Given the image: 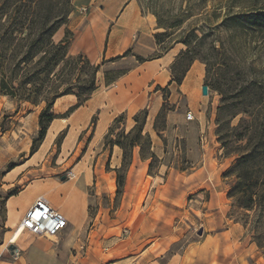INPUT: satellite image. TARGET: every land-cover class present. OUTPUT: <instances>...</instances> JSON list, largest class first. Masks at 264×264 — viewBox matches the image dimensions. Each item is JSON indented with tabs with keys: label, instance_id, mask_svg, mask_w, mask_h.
I'll use <instances>...</instances> for the list:
<instances>
[{
	"label": "rangeland",
	"instance_id": "rangeland-1",
	"mask_svg": "<svg viewBox=\"0 0 264 264\" xmlns=\"http://www.w3.org/2000/svg\"><path fill=\"white\" fill-rule=\"evenodd\" d=\"M105 1L73 0L74 10L69 21L56 35L60 40L67 29L73 32L69 46L71 55L83 53L96 64L106 60L105 54L97 57L93 48L88 52L87 46L79 39L87 29L92 32L93 40L101 37L103 27L93 19L97 14H105ZM137 1L142 13L155 20L154 37L158 45L153 53L140 56L151 60L176 45L181 48L179 54L192 49L196 55L193 64L200 65L203 74L188 88L184 85L182 89H159V101L163 100V104L165 96L168 101L166 119L158 118L156 121L155 118L159 128L156 131L163 142V145H160L161 152L156 154L153 151L150 134V138H142L140 153L143 158L149 159L150 163L147 175L145 165L136 167L134 171L146 176V179L138 178L132 181L131 187L127 186L126 178L130 167L123 166L120 170L123 185L119 191L116 187L113 192L108 191L111 186L106 187L101 183L97 185L96 180L92 179L95 165L90 147L97 145L94 135L96 115L87 120L82 119L80 123L72 119L67 126L56 131L48 143V131L53 127L51 125L44 142L54 146L44 159L46 166L42 168L43 165H40L16 176L15 174L25 167L24 163L31 154L34 139L39 137V114L43 104L31 106L22 103L20 107L15 100L0 95V254L7 255L5 257L8 260L28 256L31 243L42 242L44 244L41 248L31 250L38 261L49 258L51 264H136L133 257L135 255H127L130 243L124 240L126 232L123 226L131 224L143 205L157 215L152 218V223L147 220V235H153L157 228L164 234L172 230L178 238L164 256L162 264L171 263L173 258L172 264H206L208 252L197 254L194 248L198 241L221 226H233L235 221L244 226L241 220L245 219L246 211L228 195L236 182V177L228 171L237 162L240 153L246 149L249 131L253 133L256 129L255 134L264 131V31L233 25L226 19L240 11L264 9V0ZM77 45L79 52L74 51ZM100 51L103 52L102 48ZM118 56H115V60L108 58L102 64L97 83L99 77L105 82L106 75L112 77L117 72L128 70L134 63L132 57L124 60V56ZM186 61L187 59H184L181 66ZM204 85L208 86L207 94L203 93ZM220 87L223 88V94ZM154 105L148 109L151 119ZM71 106L64 110L58 102L57 105L54 104V111L70 116L68 110ZM161 107L162 105L157 107V113ZM189 110L193 111L195 118L184 122L183 118L186 119ZM142 112L143 110L139 113L141 121ZM169 115L173 121L171 124L167 122ZM125 118L124 114V119L122 117L114 124L115 138L123 130ZM249 123L254 124L252 129L248 126ZM239 133H246L247 136L238 139ZM131 137L132 135L119 139L128 144ZM62 145L71 147L63 151ZM128 151L125 163L133 159L129 148ZM68 152L76 153L69 162ZM151 152L155 153L152 157ZM83 156L86 157V162L78 165ZM205 156L207 168L198 172L197 168ZM71 162L74 164L71 165ZM170 172L174 175L185 173H181L182 179L177 182L170 181L165 186L166 175ZM148 174L162 176L160 183H156L154 188L153 179ZM45 175H54L59 182L67 180L66 185L77 182L86 203L81 229L75 230L74 224L69 223L55 240L34 235L29 231L14 235L13 231L18 225L7 228L9 198L18 195L30 180L43 178ZM130 189L142 191L132 215L123 209L124 206H129V199H123L125 191ZM253 215L250 211L248 227L240 226L246 238L245 243L252 241L257 245L244 264H264V246H259L255 241ZM130 216L132 217L129 220ZM97 227H101L98 232L95 229ZM8 230L11 232L7 233ZM11 244H15L16 249L10 250ZM157 247L159 244H155L152 251ZM248 251L247 249L244 253Z\"/></svg>",
	"mask_w": 264,
	"mask_h": 264
},
{
	"label": "crops",
	"instance_id": "crops-1",
	"mask_svg": "<svg viewBox=\"0 0 264 264\" xmlns=\"http://www.w3.org/2000/svg\"><path fill=\"white\" fill-rule=\"evenodd\" d=\"M104 4L106 6L105 14H97L95 19H93L94 22H98L101 24V27H103L101 37L93 40L91 36L92 32L87 29V32L85 31V34L80 35L79 39L87 46L88 52L93 48L97 57L105 54L104 56L106 59L122 55L126 50L131 49L129 55L122 58L125 60L132 57L134 58V63L112 84L107 85L104 80H100L99 77L98 87L94 90L91 97L74 110L70 116L64 117L65 119H62L63 117L56 118L51 125H54V123L60 124L57 129L58 132L63 127L67 126L68 123L72 122V119L80 123L82 119L86 118L87 120L92 115H96L97 124L94 135L97 145H91L90 147L93 155L91 158L95 165L92 170V179L96 180L97 185L101 183L106 187L111 186V189L108 191L113 192L117 187V172L115 168L120 167L123 162V148L117 144L113 146H111V144L106 145L105 142L114 120L118 116L125 114L126 118L123 126L128 132L136 124L135 115L145 108H151L152 104H155L152 119L150 113L147 116L144 132L151 135L153 151L156 154H160V150L162 149L160 145H163V142L154 128V122L156 114H158L156 111L157 107L162 105L163 100L159 101L160 91L157 87L168 86V88L172 90V88L182 89V86L185 85V87L188 88L203 74V69L200 65L194 63L187 71L181 85L175 82L170 83L172 79L171 65L181 48L176 45L159 57L152 58L151 60L139 61L136 55L145 56L151 54L158 47L154 37L155 20L150 15L142 13L137 0H106ZM105 29L106 32H104ZM88 46L90 48H88ZM77 47L78 45L74 49L75 52H79ZM101 48L103 52L100 51ZM76 100V95L67 94L59 97L55 105L59 102L61 109L66 110L69 106L75 104V102H77ZM61 120L66 122L63 123ZM183 120L187 122L188 119L183 118ZM167 122L168 124L173 123L171 115L168 116ZM44 144L45 142L43 141L38 149L30 154L24 163L25 167L18 171V173L15 174L16 176L23 175L26 170H34L37 166L43 165L42 168L46 166L44 159L50 153L54 145L46 146ZM70 147L71 145H62L63 151L65 148L69 150ZM140 151V145L135 146L133 149V159L131 160L126 178L127 186L129 187H131L132 181H136L138 178L140 179L143 177V180L146 179V176L144 177V175L135 173L134 171L136 167L145 165L147 175L150 161L147 158H143ZM75 154L76 153L72 154L68 152L67 161H71ZM83 157V160L80 161L78 165L86 162V157ZM87 162H89V159ZM73 164L74 162H71V165ZM206 168L207 161L205 156L203 162L199 164L197 171L199 172ZM181 173L174 175L170 172L167 174L164 185L166 186L170 181L177 182L179 179H182L183 177L180 178L182 175ZM195 173L194 171L193 174ZM148 176L153 179L152 188H154L156 183H160L162 177L159 174H148ZM185 176V179H187V174H185ZM66 182L67 180L59 182L54 175H45L43 178L36 177L27 182L23 190H21L18 195L11 196L7 202V228H14L19 225L18 223L30 206L35 202L36 198L39 195H45L55 208L66 215L69 223L74 224L75 230L81 229L82 220L86 212L85 198L81 188L76 184L77 182L67 183L68 185L65 184ZM141 193L142 191L132 189L125 191L123 200L126 198L129 199V206H124L123 209L127 214L132 215L135 210L134 205L137 199L140 198ZM157 193L158 192H156V194ZM156 216V212L149 210V208L143 205L131 224L123 226L126 232V234H124V240L130 243V250L127 255H135L133 257L136 264H162L161 261L164 256H166L169 249L178 240L177 235L172 230L164 234V232L160 233L159 229L155 228V231L153 229V235H147V220H151L152 223V218ZM131 217L132 216H130L129 220ZM240 226L242 228L244 227L240 222L235 221L233 226H221L215 231H210V233H207L198 241V245L194 246L197 254L203 255L202 252H208L206 264H244V262L247 261L245 259H248L249 255L257 248V245L252 241H247L245 243L246 238ZM100 228L101 227H97L95 229L98 232ZM109 229L111 228H108V230ZM9 232L11 231L8 230L7 233ZM42 244L44 243H31L27 252L28 256H22V259L8 260L5 257L7 255L0 254V264H25V262L29 264H39L41 262H43V264H51V259L45 258L42 261H38L34 258V253L31 252V250L33 251L41 248ZM155 244H159V247H157L155 251H152ZM247 249L249 251L245 254L244 251H247ZM0 251H2V249ZM173 261L174 258L169 264H172Z\"/></svg>",
	"mask_w": 264,
	"mask_h": 264
},
{
	"label": "trees",
	"instance_id": "trees-1",
	"mask_svg": "<svg viewBox=\"0 0 264 264\" xmlns=\"http://www.w3.org/2000/svg\"><path fill=\"white\" fill-rule=\"evenodd\" d=\"M73 10V0H0V95L15 100L20 107L22 103H28L31 106L43 104L39 114V137L34 139L31 153H34L43 143L53 120L66 117L64 114L55 113L56 100L67 94L76 95L77 102L68 110L70 113L84 104L98 87V72L101 70L102 64L107 61L106 59L102 63L96 64L83 53L71 55L69 46L73 32L70 29L65 31L60 40L56 38L60 29L67 25ZM226 21L247 29L264 31V9L240 11L228 17ZM130 52L131 49H128L118 57L127 56ZM136 57L139 61L146 60L140 55H136ZM114 58L117 57L108 60H115ZM184 59L187 61L181 66ZM195 59L196 55L192 49L178 53L171 65L172 79L170 83L176 82L180 85ZM126 71L117 72L112 77L106 75L105 83L112 84ZM166 88L168 89V86L157 87V89ZM220 91L223 94L222 87H220ZM251 98L253 99V97ZM164 100L156 116V121L158 118L166 119L167 117L165 113L167 96ZM139 113L134 117L136 121L134 127L128 132L122 128L121 133L115 138L113 135L114 124L120 118L124 119V114L118 116L106 137V145L117 144L123 148L122 165L115 168L118 191L123 185L121 167H130L131 164V161L125 163L129 155L128 148L132 156L134 147L143 145L141 139L150 138L149 133L144 132L148 108L143 109L142 121ZM156 121L154 128L159 130ZM248 126L252 129L254 124L249 123ZM249 132L246 149L240 153L237 162L228 171L229 174L236 177V182L228 195L246 211L245 219L241 220L244 226L248 227L249 212L254 213L252 223L255 241L263 247L264 131H258L255 134L256 129H254L253 133L251 130ZM131 135L128 144L119 139V137L128 138ZM246 136V133H239L237 137L243 139ZM154 155L155 153L151 152L150 157ZM131 156L130 158H132Z\"/></svg>",
	"mask_w": 264,
	"mask_h": 264
},
{
	"label": "built area",
	"instance_id": "built-area-1",
	"mask_svg": "<svg viewBox=\"0 0 264 264\" xmlns=\"http://www.w3.org/2000/svg\"><path fill=\"white\" fill-rule=\"evenodd\" d=\"M186 118L194 119L192 110L187 112ZM19 224L23 226L24 230L34 235L51 237L57 236L65 230L69 225V220L63 212L51 204L45 195H39ZM15 252L19 254L18 251Z\"/></svg>",
	"mask_w": 264,
	"mask_h": 264
},
{
	"label": "bare ground",
	"instance_id": "bare-ground-1",
	"mask_svg": "<svg viewBox=\"0 0 264 264\" xmlns=\"http://www.w3.org/2000/svg\"><path fill=\"white\" fill-rule=\"evenodd\" d=\"M59 125H60V124L55 123V124L53 125V127L51 128L50 132L48 131V133H49L48 143H50V141H51L52 138L54 137V135H55V133H56V131H57ZM47 135H48V134H47ZM48 143H46L45 145L47 146ZM23 232H24V228H23V226H22L21 224H19V225L14 229L13 234H14V235H20V234H22ZM55 237H56V236H51V237H49V238L52 239V240H55Z\"/></svg>",
	"mask_w": 264,
	"mask_h": 264
},
{
	"label": "water",
	"instance_id": "water-1",
	"mask_svg": "<svg viewBox=\"0 0 264 264\" xmlns=\"http://www.w3.org/2000/svg\"><path fill=\"white\" fill-rule=\"evenodd\" d=\"M203 93H204V94H207V93H208V86H207V85H204V86H203ZM200 233H202V231H201ZM9 249H10V250H14V249H16V245H15V244H11V245L9 246Z\"/></svg>",
	"mask_w": 264,
	"mask_h": 264
}]
</instances>
